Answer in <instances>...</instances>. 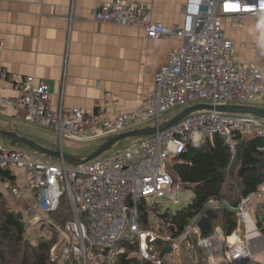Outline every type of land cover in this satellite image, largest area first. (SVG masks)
I'll use <instances>...</instances> for the list:
<instances>
[{
    "label": "built area",
    "instance_id": "1",
    "mask_svg": "<svg viewBox=\"0 0 264 264\" xmlns=\"http://www.w3.org/2000/svg\"><path fill=\"white\" fill-rule=\"evenodd\" d=\"M90 14L96 23L136 27L149 41L172 38L179 41V47L168 53L166 64L154 75L155 93L143 99L136 111L112 118L106 117L107 103H97L92 112L78 107L66 110L52 104L45 84H35L32 77L14 80L1 71L0 80L12 84L21 96L0 99V103L23 111L31 124L54 132L59 141L102 143L127 131L157 126L174 109H179L177 114L196 104L228 106L264 100L261 70L233 60L236 43L223 27L224 21L236 29L246 19L264 17V0H185L181 25L170 27L154 22L147 9L121 0L99 5ZM247 130L264 134V120L201 110L153 136L137 139L124 151L80 167L42 160L17 146L0 147V170L24 172L33 201L25 215L43 226L48 223L59 234L50 249L53 262L116 264L125 255L134 259L133 264H159L155 243H169L173 250V245L198 234L196 217L178 238L171 236L170 224L157 217L164 210L160 200L179 203L167 165L214 136L228 146L233 159L234 133ZM78 176L86 177V186H78ZM11 191L14 197L20 196V190ZM63 199L68 202L70 217L58 225L50 215ZM254 199H264V185L252 195L240 197L235 208L221 198L204 205V211L219 206L233 210L238 231H244L242 240L234 235L223 239L227 252L224 250L221 259L225 264H257L248 245L251 235H260L248 212ZM210 238L199 239L198 248L208 249Z\"/></svg>",
    "mask_w": 264,
    "mask_h": 264
},
{
    "label": "crops",
    "instance_id": "2",
    "mask_svg": "<svg viewBox=\"0 0 264 264\" xmlns=\"http://www.w3.org/2000/svg\"><path fill=\"white\" fill-rule=\"evenodd\" d=\"M112 1L0 0V72H6L14 80L32 77L35 84H45L52 104L61 105L66 110L78 107L92 112L97 103H107V118L122 112L136 111L143 99L155 93L154 75L166 64L168 53L179 47V41L171 38L149 41L139 28L94 22L91 10ZM121 1L147 9L152 20L165 27L180 26L183 21L185 0ZM263 18L251 26L246 25L241 31H235L237 34H232L239 41L233 60L258 67L264 81ZM228 37L235 39L231 35ZM19 96L21 92L18 89L0 80V99ZM245 105L264 109V100ZM21 124L35 126L26 119L23 111L0 103V131L37 142L48 149L63 150L65 145L73 149H91L81 154L78 151L72 155L75 158H83L99 147V142L69 139L58 140V146L43 145L21 135ZM252 134L244 133L245 137ZM9 142L7 145L5 139L0 137L1 148L21 146ZM18 172L22 173L23 180L17 183ZM10 174L14 178L13 185L9 180L0 178V199L5 197L4 193L8 190L12 195L13 187L20 190L21 195L16 200L10 196L14 206L17 202L22 204L20 206L23 209L32 207L33 201L25 185L24 172L14 169ZM263 206L264 199H254L248 211L251 224L258 232L264 229L261 222ZM15 212L19 213L18 210ZM233 235L244 239L243 230L237 229ZM224 238L220 229L214 231L208 249H205L207 256L201 254L205 264H225L221 259L224 255ZM248 245L256 261L264 263V236L261 233L251 235Z\"/></svg>",
    "mask_w": 264,
    "mask_h": 264
},
{
    "label": "trees",
    "instance_id": "3",
    "mask_svg": "<svg viewBox=\"0 0 264 264\" xmlns=\"http://www.w3.org/2000/svg\"><path fill=\"white\" fill-rule=\"evenodd\" d=\"M234 134L236 148L233 159L228 146L219 136L207 139L200 148H188L185 153L172 159V177L183 187L190 189L192 196L186 207L175 213L163 210L157 217L170 224L168 228L173 238L181 236L186 224L195 217L198 230V234L194 233L189 241L194 250L191 249L188 255L181 256L184 262L180 261V264H185L188 257L196 260V264H205L201 252H196L197 242L199 239L211 237L216 227L220 228L224 237L232 236L238 229L237 217L233 210L219 206L204 211V205L209 200L221 198L227 205L235 208L240 202V197L252 195L264 185V134L254 133L249 137L239 131ZM103 143H99V146ZM0 178L9 180L13 185L14 178L9 171L0 170ZM230 179L234 180L235 184L229 181ZM76 182L78 186L87 185V179L83 176H78ZM63 202L68 205L63 199L58 210L50 215L58 225H63L70 217L69 207L60 210ZM1 208L0 264H56L51 260L50 249L57 243L58 232L49 226L51 237L38 238L33 244L25 237V212H22L23 217L20 213V217H17L18 214L6 210V206H0ZM154 246L159 248L160 254L169 248L170 244L162 245L158 242ZM134 262V259L124 255L118 258L116 264Z\"/></svg>",
    "mask_w": 264,
    "mask_h": 264
},
{
    "label": "rangeland",
    "instance_id": "4",
    "mask_svg": "<svg viewBox=\"0 0 264 264\" xmlns=\"http://www.w3.org/2000/svg\"><path fill=\"white\" fill-rule=\"evenodd\" d=\"M258 20L259 19H256V20L255 19H246L242 22L241 27L236 28V29L231 28V24L229 23V21H224L223 27H224L228 36H230V35H231V37L234 36V38H235L234 40H236L235 43L237 44V42H239V41L236 38L235 34H237V32H235V31L243 30V28L246 25L251 26L254 23H258ZM232 33H235V34H232ZM178 110L179 109H174V110H171L168 113H166V115L161 118V122H164L167 119L171 118ZM19 127H20L19 133L25 137H28L32 140H36V141L42 143L43 145L46 144V145H51V146H55V145L58 146V139H57L55 133L50 131V130L43 129V128H40L37 126H30V125L28 126V125H24V124H21ZM245 133H246V135H249V134H252L254 132L247 130ZM5 142L8 145L6 140H5ZM135 142H137V139H129V140H126L122 143H119L114 148H112L108 152L101 155L99 158H106V157H108V156H110L116 152L124 151V150L128 149V147L130 145L134 144ZM9 143H11V142H9ZM66 146L67 145L64 146L65 148L63 147L62 151H64V154L70 155V156L76 155L78 151H79L78 154H81V153H87L91 150L89 148L79 149V147L78 148L76 147L75 149H73V148L66 147ZM19 147L22 148L24 151H26L28 154L34 155L39 159L46 160L49 162L54 161V159L51 157L44 156V155H41L39 153H35L33 151H29L23 145H21ZM171 162H173V161H171ZM171 162H170V164H171ZM18 173H19L18 175L16 174V182L17 183L20 180L21 181L23 180L22 173L21 172H18ZM229 181H231L235 184L234 180L230 179ZM173 189H174L175 197L179 201L178 204H173L172 202L167 201V200H160L158 202L159 205L164 210H169L171 213H175L178 210L186 207L187 204L189 203L190 199H191V196H192L191 190L183 187L178 182V180H176V179H174ZM4 196L7 198L5 199V197H2V199H0V206H6V210L12 211L15 214L20 213L23 217L22 210L25 211L26 209H23L24 207L20 206L22 204L17 203V202H16V207H15L14 203L10 199V196L14 200H16V198L18 199L19 196L13 197L9 190L6 193H4ZM61 208L68 209V205L65 202H63L61 207H60V210H61ZM1 210H3V208L0 209V212H2ZM15 210L16 211L18 210L19 213H16ZM63 212H65V211H63ZM23 220H26V222H25L26 223L25 224L26 225L25 237L31 243L34 244L38 238H41V239L47 238L48 239L49 237H51V232H50L51 229L49 226H46L48 223H45V226H43L42 222H39L37 220L35 222L31 217H27V216H25V218L23 217ZM50 222H52V221H50ZM261 222L263 223V228H264V206L261 207ZM216 228L220 229L219 227H216ZM190 240H191V235L188 237L187 241H182V242H179V243L173 245V250L170 253L165 254L162 258H160V260L158 259L159 264H180V261L183 263L184 259H182L181 256L184 257L188 253L189 250H191V249L194 250V246L192 244H190V242H189ZM213 242H214V240H213ZM198 249L199 248L197 247V250H196L197 253L200 252ZM222 249L225 250V252H227V249H225L224 247H222ZM155 252L157 253V257H158L159 248H155ZM262 259L264 262V254L262 255ZM68 263L72 264L71 262H68ZM185 264H196V260H194L192 257H190V258L188 257ZM257 264H264V263H258L257 262Z\"/></svg>",
    "mask_w": 264,
    "mask_h": 264
},
{
    "label": "water",
    "instance_id": "5",
    "mask_svg": "<svg viewBox=\"0 0 264 264\" xmlns=\"http://www.w3.org/2000/svg\"><path fill=\"white\" fill-rule=\"evenodd\" d=\"M201 110L214 111V112L221 113V114L251 115L258 119H264V109L256 108L253 106H248V105L212 106V105H207V104H196L194 106L188 107L180 111L174 117L166 120L163 123L158 124L157 126L145 127V128L127 131L119 135H116L115 137L110 138L109 140L105 141L97 149H95L92 153H90L84 158H75L70 155H66L62 152L61 148H57L53 150L45 148L42 145L34 141L25 139L23 137H20V136H17L15 134L8 133V132L0 131V137L12 143L23 145L24 147L28 148L30 151H33L35 153H39L41 155L48 156V157L57 159L59 161H63L73 167H80V166L88 164L89 162L97 159L104 153L114 148L119 143H122L129 139L147 138V137L153 136L155 133L161 132L175 125L176 123H178L180 120H182L184 117L188 116L189 114L197 112V111H201ZM167 170L171 172V168L169 165H167ZM17 217H20V214H18ZM260 233L264 236V229H262ZM171 251L172 249L169 247L163 250L160 253L159 257L162 258L165 254L170 253ZM199 251L204 257L207 256L204 246H200Z\"/></svg>",
    "mask_w": 264,
    "mask_h": 264
},
{
    "label": "bare ground",
    "instance_id": "6",
    "mask_svg": "<svg viewBox=\"0 0 264 264\" xmlns=\"http://www.w3.org/2000/svg\"><path fill=\"white\" fill-rule=\"evenodd\" d=\"M56 264H59L58 262Z\"/></svg>",
    "mask_w": 264,
    "mask_h": 264
}]
</instances>
